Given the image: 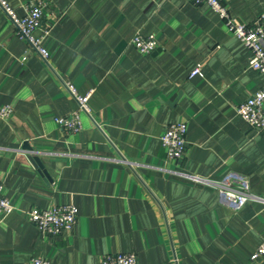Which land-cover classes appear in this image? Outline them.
I'll return each mask as SVG.
<instances>
[{"label": "crops", "instance_id": "0c3cea01", "mask_svg": "<svg viewBox=\"0 0 264 264\" xmlns=\"http://www.w3.org/2000/svg\"><path fill=\"white\" fill-rule=\"evenodd\" d=\"M19 16L39 0H7ZM46 61L0 8V179L15 209L0 222V264H99L135 253L138 264H257L264 203L240 210L188 175L248 177L264 198V128L237 106L264 88L252 51L208 3L192 0H41ZM237 20L264 16V0H222ZM136 33L158 47L140 53ZM197 66L203 75L190 76ZM92 91L82 129L56 118L78 110L66 83ZM186 122L187 149L169 159L161 135ZM102 125V128L98 127ZM37 157L42 166L33 160ZM74 204L75 226L43 234L31 208Z\"/></svg>", "mask_w": 264, "mask_h": 264}, {"label": "built area", "instance_id": "2783aa9c", "mask_svg": "<svg viewBox=\"0 0 264 264\" xmlns=\"http://www.w3.org/2000/svg\"><path fill=\"white\" fill-rule=\"evenodd\" d=\"M195 4L208 3L214 12L223 20L230 31L241 39L252 51L250 66L264 74V16L257 18L252 24L243 23L230 14L229 7L222 0H192ZM44 1H32L25 5V14L19 16L16 10L7 0H0V8L16 29L18 37L24 40L44 60H48L51 52L45 47L44 40L49 35V29H43L42 34L37 35L36 31L41 27L44 16ZM133 46L142 54H150L158 47L154 34L147 36L136 33L132 38ZM203 75L200 66L195 67L190 76ZM70 94L78 104V110L70 115L56 118V122L63 128L80 131L82 122L80 112L86 113L93 118L90 98L92 91L85 94L80 93L70 82L66 83ZM13 112L10 105L0 107V117L9 118ZM239 115L255 129L264 128V88L258 90L252 96L237 106ZM99 128L102 125L98 124ZM186 122L169 124L161 135L162 146L166 150L169 159L180 160L185 156L187 149ZM192 180L211 186L219 193L221 201L237 211L243 208L250 201L264 203V198L256 195L251 190L248 177L239 172L231 171L220 179L203 178L188 175ZM5 184L0 179V222L9 215L15 207L4 195ZM79 209L74 204L51 206L48 208H31L27 211L29 220L43 233L47 235H59L66 230H71L78 218ZM253 263L264 264V241L250 257ZM29 264H51L49 260L42 257L32 258ZM99 264H138L135 253H108Z\"/></svg>", "mask_w": 264, "mask_h": 264}, {"label": "water", "instance_id": "95a60500", "mask_svg": "<svg viewBox=\"0 0 264 264\" xmlns=\"http://www.w3.org/2000/svg\"><path fill=\"white\" fill-rule=\"evenodd\" d=\"M33 160H34L35 162L39 163V164L42 166L40 160H39L36 156L33 158Z\"/></svg>", "mask_w": 264, "mask_h": 264}]
</instances>
